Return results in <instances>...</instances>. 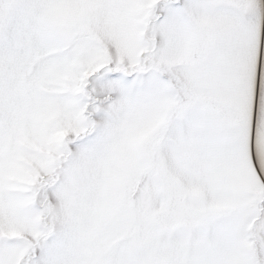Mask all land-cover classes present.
<instances>
[{
  "label": "snow or ice",
  "instance_id": "snow-or-ice-1",
  "mask_svg": "<svg viewBox=\"0 0 264 264\" xmlns=\"http://www.w3.org/2000/svg\"><path fill=\"white\" fill-rule=\"evenodd\" d=\"M0 264H264V0H0Z\"/></svg>",
  "mask_w": 264,
  "mask_h": 264
}]
</instances>
